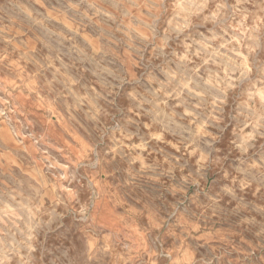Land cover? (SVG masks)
<instances>
[{
  "label": "rangeland",
  "instance_id": "374dc122",
  "mask_svg": "<svg viewBox=\"0 0 264 264\" xmlns=\"http://www.w3.org/2000/svg\"><path fill=\"white\" fill-rule=\"evenodd\" d=\"M0 264H264V0H0Z\"/></svg>",
  "mask_w": 264,
  "mask_h": 264
}]
</instances>
